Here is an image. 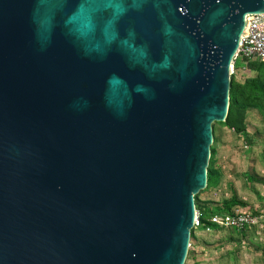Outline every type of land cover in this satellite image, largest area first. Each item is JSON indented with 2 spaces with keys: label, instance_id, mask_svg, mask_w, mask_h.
I'll list each match as a JSON object with an SVG mask.
<instances>
[{
  "label": "water",
  "instance_id": "1",
  "mask_svg": "<svg viewBox=\"0 0 264 264\" xmlns=\"http://www.w3.org/2000/svg\"><path fill=\"white\" fill-rule=\"evenodd\" d=\"M254 13L264 0H0V264H183Z\"/></svg>",
  "mask_w": 264,
  "mask_h": 264
},
{
  "label": "rangeland",
  "instance_id": "2",
  "mask_svg": "<svg viewBox=\"0 0 264 264\" xmlns=\"http://www.w3.org/2000/svg\"><path fill=\"white\" fill-rule=\"evenodd\" d=\"M234 64L237 67L229 80L235 88L236 106L229 110L227 106L224 121L212 124V131H218L221 143L227 145L217 149L212 141L209 147L208 165L212 169L210 149L213 148L212 159H217L214 169L219 177L198 194L203 196V202L227 203L232 211L250 210L254 205L264 209V65ZM257 230L253 235L258 238L264 226H258ZM191 235L197 238L195 246L190 243ZM241 236L227 230L205 233L191 229L184 264L190 263L188 259L194 255V264H225V251L237 260L240 250L232 240Z\"/></svg>",
  "mask_w": 264,
  "mask_h": 264
},
{
  "label": "built area",
  "instance_id": "3",
  "mask_svg": "<svg viewBox=\"0 0 264 264\" xmlns=\"http://www.w3.org/2000/svg\"><path fill=\"white\" fill-rule=\"evenodd\" d=\"M264 25V13L247 14L243 18V26L237 40V46L231 59L229 76L233 74V64L264 63V31L258 32L256 27ZM243 68V67H242ZM261 215L257 212L216 213L199 220L194 213L192 230L210 233L215 230H227L235 233L243 232L257 225ZM189 246V244H188Z\"/></svg>",
  "mask_w": 264,
  "mask_h": 264
},
{
  "label": "crops",
  "instance_id": "4",
  "mask_svg": "<svg viewBox=\"0 0 264 264\" xmlns=\"http://www.w3.org/2000/svg\"><path fill=\"white\" fill-rule=\"evenodd\" d=\"M212 133H213L214 140H215L214 144L217 146V149L218 148L221 149L223 147L227 148L226 143L224 144L223 141L221 143V140H220L221 134L216 130H213ZM217 156H218V153H217ZM215 158H216V155H215ZM213 162L215 165V163L217 162V159H216V161L213 160ZM200 198L203 199V196H201ZM228 211H229V213H241V212H248V213L252 212L253 213V212H257L261 215V218L258 221L256 226H254L253 228H249L243 232H240L242 236L238 239L232 240L233 242H235V244L237 245L240 252L237 255L238 256L237 260H235L234 258L229 256V253H227L225 251V264H264V231L262 232V234L258 238L254 237V235H253V232L258 233V230H257L258 226H261V227L264 226V209H261L258 206L254 205L253 208L250 210L247 209V210L232 211V209H230V207H229ZM190 243L192 246L197 245V238L195 237V239L192 242L190 241ZM230 243H232V242H230ZM188 244H189V242H188ZM189 246H190V244H189ZM195 259H196L195 255L191 256L188 259V261H190V263L188 262V264H194Z\"/></svg>",
  "mask_w": 264,
  "mask_h": 264
},
{
  "label": "trees",
  "instance_id": "5",
  "mask_svg": "<svg viewBox=\"0 0 264 264\" xmlns=\"http://www.w3.org/2000/svg\"><path fill=\"white\" fill-rule=\"evenodd\" d=\"M260 65H264V63H249L248 66L250 67H253V66H260ZM237 66L235 64H233V74L235 73V68ZM232 74V75H233ZM231 75V76H232ZM234 107L236 106V103H235V88H234V85L232 83H230V86H229V90H228V110L230 107ZM228 112V111H227ZM214 138H213V143H214ZM214 155V150L213 148L210 149V159H211V163H212V169L210 168V166L208 165L207 166V169H206V188H210L214 183H216L217 179H218V173H217V170L214 169V162H213V159H212V156ZM210 164V162H209ZM223 205H221L219 203L216 204L214 202H209L208 204L206 202H203V199L200 198L199 194L195 195L194 196V205H195V209L196 211L198 212L199 214V220L202 222V223H205V219H203V217H208L209 215L211 214H216V213H229L228 211V204L226 203H222ZM207 208V210L205 211V209ZM205 208V209H204ZM210 211V212H209ZM194 236L191 235L190 237V241L192 242L194 240Z\"/></svg>",
  "mask_w": 264,
  "mask_h": 264
}]
</instances>
